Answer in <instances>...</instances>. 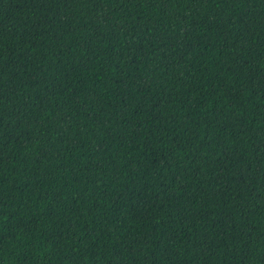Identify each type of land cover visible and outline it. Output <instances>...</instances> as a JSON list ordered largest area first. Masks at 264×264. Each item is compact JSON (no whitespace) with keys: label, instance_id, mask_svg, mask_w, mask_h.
<instances>
[{"label":"trees","instance_id":"16d2710c","mask_svg":"<svg viewBox=\"0 0 264 264\" xmlns=\"http://www.w3.org/2000/svg\"><path fill=\"white\" fill-rule=\"evenodd\" d=\"M0 264H264V0H0Z\"/></svg>","mask_w":264,"mask_h":264}]
</instances>
